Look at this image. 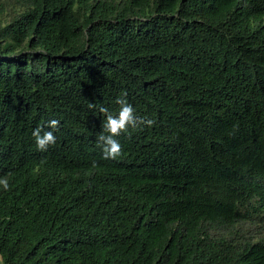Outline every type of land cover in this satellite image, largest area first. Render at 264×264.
Returning a JSON list of instances; mask_svg holds the SVG:
<instances>
[{"label":"trees","instance_id":"16d2710c","mask_svg":"<svg viewBox=\"0 0 264 264\" xmlns=\"http://www.w3.org/2000/svg\"><path fill=\"white\" fill-rule=\"evenodd\" d=\"M0 180V264H264V0H0Z\"/></svg>","mask_w":264,"mask_h":264},{"label":"clouds","instance_id":"9594fccd","mask_svg":"<svg viewBox=\"0 0 264 264\" xmlns=\"http://www.w3.org/2000/svg\"><path fill=\"white\" fill-rule=\"evenodd\" d=\"M126 95V94H125ZM116 103L120 105V110L117 116H113L108 112L107 108L101 107V113L106 115V122L103 125L104 132L107 135L101 134L98 137L100 146L102 147L103 158L115 159L122 154L120 143L115 137L120 136L122 133L128 132L129 127L136 129L139 125L153 126V120H144L135 115V110L126 99L117 98ZM92 107V105H90ZM59 121L52 119L47 122V127L57 129ZM42 129L37 127L32 135L35 138V143L39 151H47L50 145L56 143V137L52 131H44L41 135ZM0 185H3L5 190L9 185L7 180H0Z\"/></svg>","mask_w":264,"mask_h":264}]
</instances>
